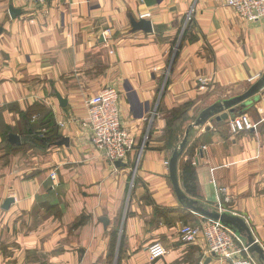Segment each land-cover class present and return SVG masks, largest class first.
<instances>
[{
    "label": "crops",
    "instance_id": "obj_1",
    "mask_svg": "<svg viewBox=\"0 0 264 264\" xmlns=\"http://www.w3.org/2000/svg\"><path fill=\"white\" fill-rule=\"evenodd\" d=\"M10 6L20 15L12 18ZM146 11L153 33L133 31L130 17ZM0 28V264H107L115 242V264H264L248 251L221 258L203 239L181 241L182 225L216 220L178 201L168 132L172 109L204 110L264 73V21H243L220 0H0ZM112 87L135 138L119 167L93 149L82 125L83 101ZM243 111L254 127L237 136L215 118L196 132L195 196L182 188L186 151L177 179L204 209L242 219L264 251V89ZM47 127L52 142L44 146L38 138ZM11 134L20 145L8 142ZM65 138L68 146L55 145ZM6 199L13 202L3 210ZM154 242L164 257L148 255Z\"/></svg>",
    "mask_w": 264,
    "mask_h": 264
},
{
    "label": "built area",
    "instance_id": "obj_2",
    "mask_svg": "<svg viewBox=\"0 0 264 264\" xmlns=\"http://www.w3.org/2000/svg\"><path fill=\"white\" fill-rule=\"evenodd\" d=\"M22 5L34 4L42 6L46 0H15ZM225 7L233 9L240 17L248 21H264V0H221ZM151 13L146 11L140 14L139 19H150ZM189 19V17H188ZM260 78V74L251 75L252 82ZM86 118L83 127L90 132V144L93 149L107 162H124L135 148V138L122 124L119 106V93L115 88H105L97 94L87 97L83 101ZM254 125L246 115L234 117L229 124L233 135L248 131ZM44 132V131H43ZM193 165L196 162H192ZM50 179L55 180L56 174L52 172ZM222 193H226L223 190ZM179 237L185 244H196L200 239L205 242L207 251L217 257L228 258L234 251L247 252L240 237L234 230L226 227L219 221L208 222L201 226L182 225ZM151 259H160L166 254L161 243H151L147 248Z\"/></svg>",
    "mask_w": 264,
    "mask_h": 264
},
{
    "label": "water",
    "instance_id": "obj_3",
    "mask_svg": "<svg viewBox=\"0 0 264 264\" xmlns=\"http://www.w3.org/2000/svg\"><path fill=\"white\" fill-rule=\"evenodd\" d=\"M9 14L12 18H15L17 15H20V10L13 8L10 6L8 8ZM130 24L133 31H141L143 33H153V28L150 21L140 19L136 21L132 17H130ZM2 29L0 28V33ZM264 88V74L260 80H258L255 84L249 87V89L242 95L224 100L222 102L214 103L208 108L204 109L196 119L194 125L200 126L204 124L207 120L212 117H215L216 121H226L229 117L233 116L240 109H246L250 104L251 100L260 92L261 89ZM58 102L61 106L66 104V101L62 100L59 95H57ZM189 130L187 129L183 140L179 144L178 148L174 151L170 161H169V175L171 183L174 187V191L176 193L178 201L184 205L186 209L194 211L196 213L201 214L202 216L221 222L226 227L234 230L243 236L246 240V248L247 251L251 254H256L259 259L264 260V251L257 243L256 240L252 238L251 232L247 224L234 215H228L227 213H215L210 210L204 209L200 205L197 204L196 201L192 199H188L183 191L180 189L177 179V164L180 155L183 153L184 148L187 143ZM8 142L11 145H20V138L17 135L11 134L8 138ZM56 146H68V139H61L57 143ZM114 166H124L121 161H116L113 163ZM13 202L12 199H6L2 205L3 210H8L10 204ZM101 222L106 227L108 225V220L105 218L101 219Z\"/></svg>",
    "mask_w": 264,
    "mask_h": 264
},
{
    "label": "rangeland",
    "instance_id": "obj_4",
    "mask_svg": "<svg viewBox=\"0 0 264 264\" xmlns=\"http://www.w3.org/2000/svg\"><path fill=\"white\" fill-rule=\"evenodd\" d=\"M220 3H221V5L222 6H224L223 4H222V1L220 0ZM225 7V6H224ZM226 8H229V7H226ZM231 9V8H230ZM233 10V9H232ZM234 11V10H233ZM192 10L189 12V14L187 15V19H186V21L184 22V25H183V27H182V31H180L179 33H177V35H176V40H174V46L177 44L178 45V42H179V40H180V38H181V36H182V34L184 33V30H185V26L187 25V24H189L190 23V17H191V14H192ZM235 12V11H234ZM236 13V12H235ZM236 15L240 18V19H242L243 21H248V20H246V19H243L242 17H240L237 13H236ZM188 17H189V19H188ZM248 22H253V21H248ZM256 22H258V21H256ZM177 45H176V47H174V49L172 50V55L173 54H175L176 53V50H177ZM256 74H260V78L259 79H256V80H254V81H252V82H250L249 81V78L251 77V75H256ZM263 74L264 73H254V74H250V75H248V77L246 78V84L248 85V87H247V89L243 92V93H241V94H238V95H228V97H229V99L230 98H233V97H236V96H239V95H242V94H244L248 89H249V87L250 86H252L253 84H255L258 80H260L261 78H262V76H263ZM199 83L201 84V85H205L206 83H207V81L205 80V79H199ZM105 89V88H104ZM264 89V88H263ZM263 89H261V90H263ZM260 90V91H261ZM101 91V90H100ZM227 100V99H226ZM220 102H222V101H220ZM205 104H207L206 102H205ZM192 106H190L189 107V109L187 110V115L185 114L184 115V118L182 119V120H179V121H181V125H179V124H177L178 126L177 127H174L173 128V141L175 140V138H176V146H177V148H178V146H179V144L181 143V141L183 140V137H184V135H185V132H186V130L188 129L189 130V133H188V138H187V143H186V149L184 148V151H187L188 150V152H189V148H191L192 146V144L194 143V142H196L197 140L195 139V137H196V132L198 131V129H200V128H202L207 122H209V121H211V120H213L215 117H212V118H210L209 120H207L204 124H202V125H200V126H195L194 125V123H195V121H196V119L198 118V116H199V114H200V112H202V108L203 107H201L198 111L197 110H194V112L193 113H190V115L188 114V111H190V108H191ZM177 108H179V107H177ZM206 108H208V107H206ZM202 109V110H201ZM205 109V108H204ZM238 112H243V109H240V110H238ZM237 112V113H238ZM236 113V114H237ZM240 116V115H246L247 116V114H245V113H240V114H237V115H235V116H233V117H229L226 121H223V122H225L226 123V126H227V129H228V133L230 134V135H232V136H237V135H239V134H236V135H233L232 133H231V131H230V129H229V124H230V121L234 118V117H236V116ZM248 117V116H247ZM248 120H249V122L251 123V125H253V123H252V121L250 120V118L248 117ZM243 133V132H242ZM195 139V140H194ZM194 140V141H193ZM183 151V152H184ZM195 152V149L193 150V153ZM191 162H192V160H191ZM193 166H195V165H193ZM116 242L114 243V245L112 246V248H111V251H110V255L106 258V260L104 261V263H107V264H115L116 263V261H117V254H116Z\"/></svg>",
    "mask_w": 264,
    "mask_h": 264
},
{
    "label": "trees",
    "instance_id": "obj_5",
    "mask_svg": "<svg viewBox=\"0 0 264 264\" xmlns=\"http://www.w3.org/2000/svg\"><path fill=\"white\" fill-rule=\"evenodd\" d=\"M190 106H191L190 104H184L183 106H181L179 108L172 109L171 117H170V120L168 123V127H169L168 132L169 133H173V128L177 127L178 126L177 124L181 125V121H179V120H182L184 118L185 114L187 115V110L189 109ZM49 134H50V130H49V127H47L44 129V133H41L40 137H42V138H38L39 141L44 146L48 145L52 142V138L48 137ZM32 138H33V140H35L37 137L32 136ZM197 141L191 145L192 147L189 148V152H188V150L186 151V155H187L188 159L183 161V163L181 164L182 188L185 191V193L190 195V196H195V194L197 193L196 170H195V167L193 166V164L191 162V158H192L191 155L193 153V150L197 147ZM185 149H186V147H185ZM82 220L81 221L79 220L78 223H76L74 226H76V227L79 226L81 224ZM111 237H112V243H114L116 241L115 240L116 239L115 233H112ZM112 246H113V244L110 247L112 248ZM111 248H110V251H111ZM109 255L110 254H108V256Z\"/></svg>",
    "mask_w": 264,
    "mask_h": 264
}]
</instances>
